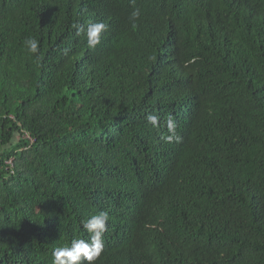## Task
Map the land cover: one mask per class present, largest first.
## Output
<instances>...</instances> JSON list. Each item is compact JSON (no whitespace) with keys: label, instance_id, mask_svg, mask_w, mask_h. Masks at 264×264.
<instances>
[{"label":"trees","instance_id":"16d2710c","mask_svg":"<svg viewBox=\"0 0 264 264\" xmlns=\"http://www.w3.org/2000/svg\"><path fill=\"white\" fill-rule=\"evenodd\" d=\"M100 212L95 264H264V0H0V264Z\"/></svg>","mask_w":264,"mask_h":264},{"label":"clouds","instance_id":"9594fccd","mask_svg":"<svg viewBox=\"0 0 264 264\" xmlns=\"http://www.w3.org/2000/svg\"><path fill=\"white\" fill-rule=\"evenodd\" d=\"M140 10L136 9L131 13L133 20L139 18ZM135 26V25H133ZM107 25L102 22L89 23L86 28L78 29L77 34L84 33L87 39V46L89 49H95L101 43L102 34L107 30ZM27 51L32 54L37 60L40 59L39 42L35 38H28L25 42ZM149 122L153 126H157L158 118L156 116H149ZM167 127L170 132L174 133L176 124L170 117L167 121ZM177 141L180 137H175ZM169 140L172 139L170 136ZM107 212H100L93 215L86 221L82 222L83 228L89 234L90 239H76L71 242L70 246L58 247L53 250V264H95L101 257L104 251V233L107 231V224L109 221Z\"/></svg>","mask_w":264,"mask_h":264},{"label":"built area","instance_id":"2783aa9c","mask_svg":"<svg viewBox=\"0 0 264 264\" xmlns=\"http://www.w3.org/2000/svg\"><path fill=\"white\" fill-rule=\"evenodd\" d=\"M30 137V136H29ZM31 138V137H30ZM32 141H34L32 138H31Z\"/></svg>","mask_w":264,"mask_h":264}]
</instances>
